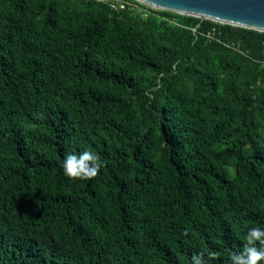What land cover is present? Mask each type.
<instances>
[{
	"label": "trees",
	"instance_id": "trees-1",
	"mask_svg": "<svg viewBox=\"0 0 264 264\" xmlns=\"http://www.w3.org/2000/svg\"><path fill=\"white\" fill-rule=\"evenodd\" d=\"M112 1L0 0V264H225L264 227V31Z\"/></svg>",
	"mask_w": 264,
	"mask_h": 264
},
{
	"label": "clouds",
	"instance_id": "clouds-1",
	"mask_svg": "<svg viewBox=\"0 0 264 264\" xmlns=\"http://www.w3.org/2000/svg\"><path fill=\"white\" fill-rule=\"evenodd\" d=\"M103 163L97 153L86 149L78 154L68 153L61 162V168L70 179H91L100 173ZM220 255L218 252H195L191 256V264H213ZM225 264H264V227L248 228L241 247L229 254Z\"/></svg>",
	"mask_w": 264,
	"mask_h": 264
},
{
	"label": "water",
	"instance_id": "water-1",
	"mask_svg": "<svg viewBox=\"0 0 264 264\" xmlns=\"http://www.w3.org/2000/svg\"><path fill=\"white\" fill-rule=\"evenodd\" d=\"M161 10L264 31V0H142Z\"/></svg>",
	"mask_w": 264,
	"mask_h": 264
},
{
	"label": "built area",
	"instance_id": "built-area-1",
	"mask_svg": "<svg viewBox=\"0 0 264 264\" xmlns=\"http://www.w3.org/2000/svg\"><path fill=\"white\" fill-rule=\"evenodd\" d=\"M112 1V0H111ZM114 1V2H113ZM112 2H111V6L113 7V8H117V7H119V8H123L124 6H125V4H127V3H129V0H113ZM136 1H139V0H136ZM141 3V2H140ZM215 28L213 27L211 30H209L208 32H207V36L208 37H213L214 36V34H215Z\"/></svg>",
	"mask_w": 264,
	"mask_h": 264
},
{
	"label": "rangeland",
	"instance_id": "rangeland-1",
	"mask_svg": "<svg viewBox=\"0 0 264 264\" xmlns=\"http://www.w3.org/2000/svg\"><path fill=\"white\" fill-rule=\"evenodd\" d=\"M134 1H136V0H134ZM136 2H137L135 4L136 6H134V8L136 10L140 11L143 16L147 15L149 9L160 10V9L154 8V7H152V6L148 5V4H145L144 2H141V1H136ZM140 4H144L145 6L141 5V7H140Z\"/></svg>",
	"mask_w": 264,
	"mask_h": 264
},
{
	"label": "bare ground",
	"instance_id": "bare-ground-1",
	"mask_svg": "<svg viewBox=\"0 0 264 264\" xmlns=\"http://www.w3.org/2000/svg\"><path fill=\"white\" fill-rule=\"evenodd\" d=\"M139 1L144 2V1H142V0H139ZM144 3L150 5V6L154 7V8L161 9V8H160L159 6H157V5L149 4V3H147V2H144Z\"/></svg>",
	"mask_w": 264,
	"mask_h": 264
}]
</instances>
